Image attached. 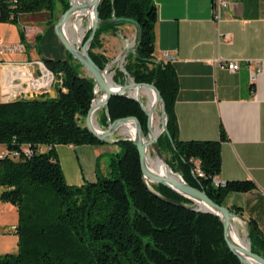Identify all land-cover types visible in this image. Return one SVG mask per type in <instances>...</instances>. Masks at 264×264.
<instances>
[{
	"label": "trees",
	"instance_id": "trees-1",
	"mask_svg": "<svg viewBox=\"0 0 264 264\" xmlns=\"http://www.w3.org/2000/svg\"><path fill=\"white\" fill-rule=\"evenodd\" d=\"M69 7V0H18L15 7L10 0H0V22L19 21L28 13L62 15ZM99 16L130 18L141 26V42L127 55L125 69L136 82L154 84L165 100L170 135L162 133L158 144L163 154L172 153L171 168L216 203L244 217L242 207L226 202L230 194L248 192L255 184L250 180L215 184L222 170L221 141L180 140L175 113L180 82L173 63L155 59L154 0H102ZM126 24L130 23L99 27L89 52L102 69L110 62L102 50V35L116 33ZM42 62L62 80L54 97L45 93L2 102L0 76V144L8 154L26 144L34 149L30 157L0 158L1 199L18 209L15 233L20 246L17 254L0 255V264H242L228 247L219 216L195 211L190 208L193 201L166 186L152 184L151 190L145 184L140 153L132 140L118 142L120 151L111 157L106 176L98 162L95 182L68 184L56 146L104 143L81 123L91 108L95 82L69 53L64 60ZM124 79V72L115 68L114 81ZM129 116L141 121L146 135L148 117L140 102L112 97L105 118L112 123ZM247 229L252 251L264 257V234L252 220Z\"/></svg>",
	"mask_w": 264,
	"mask_h": 264
},
{
	"label": "crops",
	"instance_id": "crops-1",
	"mask_svg": "<svg viewBox=\"0 0 264 264\" xmlns=\"http://www.w3.org/2000/svg\"><path fill=\"white\" fill-rule=\"evenodd\" d=\"M154 2L158 8L155 59L165 62L166 52L176 58L173 65L180 89L175 113L180 140L221 141L222 170L216 181L254 182L255 188L230 194L228 202L242 207L246 224L252 220L264 234V0H229L220 19L214 0ZM44 14L48 12L39 13L43 27L24 31L19 25L0 22L2 43L25 46L22 52L0 54L3 101H12L21 91L22 85L13 87V78L23 75L19 69L11 75L6 65L68 57L55 32L59 11L45 20ZM230 61L238 62L240 69L222 67ZM260 66L262 73L252 81V73ZM119 151L112 139L94 145L56 146L70 185L95 182L98 162Z\"/></svg>",
	"mask_w": 264,
	"mask_h": 264
},
{
	"label": "water",
	"instance_id": "water-1",
	"mask_svg": "<svg viewBox=\"0 0 264 264\" xmlns=\"http://www.w3.org/2000/svg\"><path fill=\"white\" fill-rule=\"evenodd\" d=\"M101 2L102 0H83L82 2L77 0L74 3L73 0H70V7L61 15L58 22L55 24V32L58 38L60 39V41L62 42V44L64 45L66 49V54L68 53L71 54L73 58L83 66V68L87 71L88 75L91 78H93L95 82V96H94L91 108L86 117L87 127L89 131L101 141L107 142L109 141V139H111L113 134H115L118 130H120L123 124L127 122H133L135 124L136 134H135V137L129 138V139L135 142L138 148V151L140 153L141 167H142L143 178H144L145 184L151 190H152L151 184H158V185L166 186L167 188L173 190L174 192L193 201L195 206L190 207V208L194 209L195 211L208 212V213H212V214L219 216L225 228V239L228 244V247L231 250V252L236 257L239 258L241 263L242 264H264V257L252 251L251 236L249 233H247L248 246L238 244L233 239L232 220L235 218L245 220L244 217L233 213L232 211H230V209L227 206H222L216 203L213 199H211L208 196V194L205 191L197 187H194L188 182H186L182 175H181L182 180L178 178L164 177L152 171L148 167L147 165L148 148H152L158 157L165 159L159 147L158 138L163 132H165L167 135H170V132L168 129V114L166 111V103H165V100L160 90L154 84L138 83V82H135L133 78H131L132 80L129 83H125L124 85H119L115 83L113 78H111V81H108V68L110 64L105 69H102L100 66H98V64L91 57L89 49L96 36V33L99 27L102 24L115 23V22H126V23H130L134 25L137 28V44H136L134 51L137 49L142 39L141 26L139 25L137 21L133 19L115 17L109 20H102L99 16V7H100ZM90 9L92 10V13H93L92 24L89 27V30H91V33L85 42L83 40L80 43H76L68 35L69 23L72 18L74 17L76 18V15L79 12H82L84 10H90ZM122 70L125 71V68L123 67ZM134 88H148V89H152L155 91L156 103L151 108L150 111L146 109V106L144 105L140 96L135 97L130 94V91ZM98 90L101 92V95L103 96V98L100 99L98 102H95L97 99ZM114 96H129L140 102L142 109L145 111V113L148 116V123H147L148 136H149L148 141H146L147 137L145 135L144 128H143L141 121L135 116L120 118L112 122L109 125V127L105 130L101 129V131H98L95 128V125H94L95 113H97L100 109H105L107 111L109 102ZM4 102H8V101H4ZM158 105H160L162 109V129H161V134L159 136H156L152 132V117ZM156 194L160 196L158 193ZM161 198L163 197L161 196ZM167 201H170V200H167ZM196 204H200V206L205 205L209 209L205 210V209H202V207L198 208L196 207Z\"/></svg>",
	"mask_w": 264,
	"mask_h": 264
},
{
	"label": "rangeland",
	"instance_id": "rangeland-1",
	"mask_svg": "<svg viewBox=\"0 0 264 264\" xmlns=\"http://www.w3.org/2000/svg\"><path fill=\"white\" fill-rule=\"evenodd\" d=\"M69 2H70V0H69ZM48 14H44V17H43L44 20L49 18L50 15H48ZM39 17H40L39 13H28V14L23 15L19 21H15V22L8 21V22H1V23L2 24H10V25H13V24L19 25L22 28V30L24 31V29L28 28V27H43L44 23L41 19H39ZM60 17H61V13L58 14V18H60ZM85 20H83L84 25L88 24V19H85ZM74 21H75V17L71 19V21L69 23V27L71 25H73ZM88 30L86 32L85 37L87 36L88 32L91 31V30H89V31ZM85 37L83 40H85ZM0 38H1V34H0ZM102 43H103V49L102 50L105 52V54L110 59V62L108 63V65L111 63L110 64L111 68L109 69V72H111V73L113 72V74H115L114 73L115 68H119L121 71H123L122 68L123 67L125 68V65L127 64V61H126L127 55L131 52L136 51V50L134 51V49H135L136 44H137V28L134 25L126 24V25L118 28V31L116 33H112V32L111 33H104L102 35ZM126 44H129V46H127ZM124 56H125V58H124L125 61H123ZM41 59H43V58H41ZM43 65H44V67H46L44 63H43ZM41 68L43 70V67L38 66V65L35 66V70H36L37 74L41 73ZM82 70L86 75H88L87 71L83 67H82ZM123 72L125 74L124 83H117L114 81L115 83H117L119 85H124L125 83H129L132 80L131 78H133V77H131L127 73L126 69ZM57 77L60 80L59 76H57ZM113 80H114V75H113ZM17 83L19 84L20 82L18 81ZM59 85H60L59 83L52 85V87L49 90H47L46 92H44L43 94L48 93L52 97L56 96V94H57L56 90L58 89ZM25 88H26V86H25ZM23 90L24 89H22V91L20 93H16L15 95H13V97L11 98L12 101H15L18 99H30V98H32V97L26 98L22 94ZM100 94H101V92H100ZM38 95L34 94L33 97L38 96ZM28 96H32V95L28 94ZM97 96H99V93ZM141 99H142L144 105H146V103L148 102L147 96H143V98H141ZM2 102H4V101L2 100ZM8 102H10V101H8ZM146 109L148 110L147 107H146ZM104 110L105 109H100L97 112V117H95L98 126L103 130L107 129L109 127V125L111 124V122H109V120L107 118H105L107 111L105 110V112H104ZM155 116H156L155 118L159 124V127L162 129V109H161L160 105H158L156 108ZM81 123L84 125H87L86 119L85 120L82 119ZM146 137L149 139L148 133L146 134ZM129 138H130L129 136L122 134L119 130L115 134H113L111 137V139L116 144H118V142L120 140L129 139ZM116 140H118V141H116ZM129 140H131V139H129ZM2 152H6V147H5V145L0 144V153H2ZM151 152H152V155L155 156V152L153 151L152 148H151ZM163 155L165 157V160H166L168 166L171 168V166L169 165L168 162L172 163V161H173L172 153L167 151ZM111 157L112 156L107 155V156H104L103 159L99 161L100 172L102 175L106 176L108 174V172L110 171L108 166H109ZM171 170L175 173L182 175L180 172L174 171L172 168H171ZM214 182H215V180H214ZM151 186H152V184H151ZM3 191H4V188L0 187V255L17 254L19 252V249H20L19 236L15 233L14 228H16L18 223H19V212H18V209L15 205H13L12 203H7L1 199V193ZM226 203H227V205H229V202H226ZM196 207L199 208L200 204H196ZM232 223L236 224L239 227V230H240V233H241L243 239L247 240L246 235H247L248 231H247V224H246L245 220L235 218L232 220Z\"/></svg>",
	"mask_w": 264,
	"mask_h": 264
},
{
	"label": "built area",
	"instance_id": "built-area-1",
	"mask_svg": "<svg viewBox=\"0 0 264 264\" xmlns=\"http://www.w3.org/2000/svg\"><path fill=\"white\" fill-rule=\"evenodd\" d=\"M12 5L15 7L18 4V0H10ZM229 6V0H214V7L216 12V18L220 19L222 17V12L224 9H226ZM2 16V10L0 9V17ZM25 46L23 44H6L2 43L0 41V54L7 53V52H22L24 51ZM165 62L173 63L175 61V56L170 54L169 52H166L164 54ZM41 66L43 67V70L41 68V73L37 74L35 70V66ZM223 68H227L232 71H237L240 69V64L238 62L230 61L222 64ZM6 68H8V71H11V75H13L12 72L20 71L23 73V75H18L16 78H13V87H17V82L19 81V85L23 86V95L26 98L33 97L34 94H43L47 90H49L52 85H55L56 83L60 84L62 83V80L58 79V77L50 71L48 68L44 67L42 62H30V63H22V64H8L6 65ZM19 69V70H17ZM17 70V71H16ZM47 72L48 76H46ZM262 73V67L260 66L256 72L252 73L251 78L252 81H255L257 78V75ZM25 77L24 80L23 77ZM12 77V76H11ZM26 86V88H25ZM21 92V91H20ZM19 92V93H20ZM7 93V92H6ZM28 94H31L32 96H28ZM15 95V94H14ZM49 149V147H47ZM34 154V149L31 145H23L19 150H14L10 154L3 153L0 155V158H4L5 156H12V157H30ZM199 176H204V173L198 169ZM215 183L217 185H224L220 183L219 181H216ZM14 231H16V228H14Z\"/></svg>",
	"mask_w": 264,
	"mask_h": 264
},
{
	"label": "bare ground",
	"instance_id": "bare-ground-1",
	"mask_svg": "<svg viewBox=\"0 0 264 264\" xmlns=\"http://www.w3.org/2000/svg\"><path fill=\"white\" fill-rule=\"evenodd\" d=\"M76 1L77 0H73L74 3ZM78 1L82 2L83 0H78ZM85 19H88V24H86L87 26L84 25V22H83V20H85ZM92 20H93V13H92L91 9L79 12L76 15V18H75L73 25H71L68 29V35L70 36V38L76 43L82 42L85 35H86L87 30L89 29V27L92 24ZM126 45L129 46V44H126ZM125 56L123 57V61H125L124 60ZM110 68H111V65H109V68H108V81H111V78H113V75H114L113 72L112 73L109 72ZM45 73H46V76H48L46 71H45ZM25 80H27V79H25ZM22 89H23V86H21V91H22ZM98 93H99V96H97V99L95 102H98L100 99L103 98V96L100 94L99 90H98ZM130 94L132 96H135V97L140 96V98H143V96H147L148 102L146 103L145 106L148 108V111H150L151 108L156 103V93L152 89L134 88L130 91ZM95 117H97V113H95V115H94V125L98 131H101V128L98 126ZM155 117L156 116L154 113L153 117H152V132L156 136H159L161 134V128L159 127V124H158ZM119 131L122 134H125L126 136L133 138V137H135V134H136L135 124L133 122H127V123L122 125V127L120 128ZM146 141H148V138H146ZM147 165L152 171L156 172L157 174H159L161 176L170 177V178H178V179L182 180V176L180 174L173 172L171 170V168L168 166V164L164 158H160L156 154H155V156L152 155L151 148H148V150H147ZM200 207H202V209H205V210L209 209L205 205H201ZM232 236H233L234 241L237 242L238 244L248 246V240L243 239V237L240 233L239 227L236 224L232 225Z\"/></svg>",
	"mask_w": 264,
	"mask_h": 264
}]
</instances>
